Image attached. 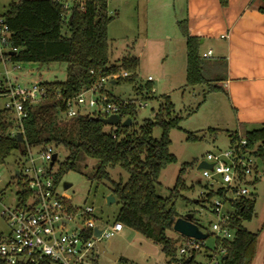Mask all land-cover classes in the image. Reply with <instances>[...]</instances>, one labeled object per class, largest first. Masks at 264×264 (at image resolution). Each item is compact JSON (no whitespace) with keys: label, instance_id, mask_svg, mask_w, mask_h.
Returning a JSON list of instances; mask_svg holds the SVG:
<instances>
[{"label":"trees","instance_id":"1","mask_svg":"<svg viewBox=\"0 0 264 264\" xmlns=\"http://www.w3.org/2000/svg\"><path fill=\"white\" fill-rule=\"evenodd\" d=\"M226 6L228 0H220ZM260 11L264 13V0ZM70 14L59 0H13L4 18L11 33L9 45L17 49L10 53L12 63H65L67 78L64 82L42 83L46 97L42 104L32 108L23 122L24 141L19 142L17 123L4 110L0 113V162H4L14 151L24 154L27 145L32 147L55 144L68 151L67 159L60 165L57 181L69 171L77 169L81 160H97L99 166L94 174L98 182L107 181L110 192L121 208L115 221L126 228L142 234L160 245L168 259H176L177 241L168 237L167 230L173 218L179 217L175 201L180 196L182 168L175 187L167 198L157 194L161 173L177 158L170 151V134L178 129L182 118L175 114L170 98L163 99L152 119H145L135 130L133 120L137 111L133 105L120 113L122 118L132 120L128 127L121 125L105 132L102 118L79 116L65 125H59L57 110H64L63 101L78 95L101 77L116 74L121 70L133 74V81L140 61L135 56H126L119 63L109 59L108 26L112 17L108 14V0H72ZM72 16V18H71ZM187 46V84H208L203 70L204 62L199 54L200 39L189 34L187 21L178 23ZM93 72V73H92ZM214 89V88H213ZM0 85V96L4 94ZM162 131L160 139L153 136L154 128ZM115 136V137H114ZM231 143L244 138L248 146H257L256 154L264 160V127L247 131L242 137L230 135ZM192 137H189L191 140ZM121 167L129 176L126 183L111 179L108 169ZM207 194V199L214 196ZM255 198L245 199L238 204L230 225L236 231L233 241L224 240L226 254L220 264H252L256 256L258 233L250 232L243 222L255 216ZM188 262L193 264L195 255ZM121 261V259H119Z\"/></svg>","mask_w":264,"mask_h":264},{"label":"rangeland","instance_id":"2","mask_svg":"<svg viewBox=\"0 0 264 264\" xmlns=\"http://www.w3.org/2000/svg\"><path fill=\"white\" fill-rule=\"evenodd\" d=\"M13 0H0V15H4ZM70 14L72 0H59ZM183 2L175 0H108V14L113 19L108 26L109 59L111 63H119L126 56H138L140 66L133 81L122 80L115 84L108 83L105 88L108 93L123 101L136 104L137 116L133 120V127L138 130L145 119H152L158 111L163 95H169L175 106V114L182 118L178 129L171 131L170 151L176 156L177 162L169 165L161 173L157 194L167 198L175 187L179 172L186 168L182 176L183 185L179 189L180 196L175 201V208L179 217L193 214V222L200 230L208 235L204 247L195 256V264H215L219 259L223 246V236L212 231V224L217 217L212 212V199H207L210 183L202 176L198 169L200 162L210 152L227 150L230 140L227 133L209 130L213 125L216 114H221L226 99L221 93L207 97V105L197 112L203 104L204 86H186V48L185 39L181 34L177 20H183ZM10 71L8 79L14 85L30 87L35 83L64 82L67 78V64L65 63H28L22 64L20 69L8 65ZM133 76V74L131 75ZM148 77L152 80L149 81ZM7 79L6 67L0 64V82ZM10 101L7 96H0V113L6 109ZM36 107V106H35ZM59 125L69 123L72 118L57 110ZM124 120L117 126L105 125L104 131L109 132L123 125ZM162 131L154 128L153 136L160 139ZM189 137H192L189 140ZM58 154L54 170L67 159L68 151L64 147L52 144ZM22 154L14 151L4 162H0V192L5 193L6 205H14L15 193L18 189L13 182V175L23 166ZM261 177L255 188L256 215L251 221L243 222V226L250 232L258 233L264 228V164L258 160ZM99 162L87 158L81 160L77 169L65 173L59 179V191L70 197L73 206L84 210L87 206L94 208L92 219L99 227L115 221L121 205L116 200L107 203L111 195L110 184L107 181L98 182L94 179ZM108 172L113 181L126 183L129 176L121 167L109 168ZM65 184H71L67 190ZM217 187L212 189L215 191ZM176 217V218H179ZM81 220V218H77ZM69 229H73L71 224ZM8 229L4 218L0 217V233ZM236 231L231 229L227 241H233ZM169 238L177 241L178 247L184 244V237L171 227L167 230ZM104 248L121 261L114 262L99 255L98 264H167L168 259L160 245L146 238L130 228L123 232L102 240ZM217 254L218 257H217ZM214 257V258H213ZM213 258V259H212Z\"/></svg>","mask_w":264,"mask_h":264},{"label":"built area","instance_id":"3","mask_svg":"<svg viewBox=\"0 0 264 264\" xmlns=\"http://www.w3.org/2000/svg\"><path fill=\"white\" fill-rule=\"evenodd\" d=\"M10 36L4 15H0V64L6 67L7 75V79L0 82L6 90L1 96L10 99L5 110L17 123L18 132L15 134L23 135L24 120L32 108L43 103L46 90L42 83L22 87L8 79L10 71L7 66L20 69L22 65L10 60V53L17 52L9 45ZM211 54L209 51L203 57L209 58ZM131 75L129 71L121 70L101 77L78 95L65 99L63 112L72 119L79 116L107 119L119 115V124L123 120L125 122L127 118H122L120 113L128 110L130 105L136 110V104L112 97L105 86ZM148 80L152 78L148 77ZM256 151V146L249 147L247 140L241 138L230 143L227 150L208 153L202 161L212 166V169L200 170L210 183L209 193L215 194L211 202L217 221L212 224V231L221 234L223 240L233 229L230 220L238 204L252 198L253 189L261 177ZM54 154L56 151L52 145L32 147L26 144L23 166L13 175V182L18 187L13 199L15 204L7 206L5 193L0 192V217L8 224V229L0 233V264H98V256L103 255L99 244L104 238L122 233L125 228L119 221L99 227L98 222L92 219L93 207L87 206L82 210L71 204L70 197L59 191L58 171L54 170L57 160L51 165ZM214 186L217 187L215 191L212 189ZM71 224L73 229L68 228ZM203 247L202 240L184 237V244L178 247V255L171 264L192 260L193 254L197 255ZM218 253L220 257L215 264L221 263L225 248L222 247ZM219 254L216 253L217 257Z\"/></svg>","mask_w":264,"mask_h":264},{"label":"crops","instance_id":"4","mask_svg":"<svg viewBox=\"0 0 264 264\" xmlns=\"http://www.w3.org/2000/svg\"><path fill=\"white\" fill-rule=\"evenodd\" d=\"M176 1L184 4L182 21H187L189 34L200 39L199 54L204 62L203 74L209 82L197 85L205 87L203 104L199 105L197 112L207 105V97L212 94L221 93L226 99L222 113L216 114L209 130L227 133L231 143L232 133L237 132L239 137H242L247 131L263 128L264 13L260 11L262 1L228 0L226 6H223L220 0ZM180 21L177 20V24ZM185 48L186 86H189L186 39ZM209 51L212 52L211 56L204 58L203 55ZM141 55L142 53L135 57L140 61ZM166 97L171 100L167 94L163 95L162 101ZM262 162L264 164V160ZM252 197L256 200L254 192ZM258 234L256 256L252 264H264V228Z\"/></svg>","mask_w":264,"mask_h":264},{"label":"water","instance_id":"5","mask_svg":"<svg viewBox=\"0 0 264 264\" xmlns=\"http://www.w3.org/2000/svg\"><path fill=\"white\" fill-rule=\"evenodd\" d=\"M72 18V16H71ZM102 123H104L105 125H111V126H117L120 123V117L119 115H112L107 119H101ZM132 124V120L131 119H127L124 123L123 126H130ZM18 141L19 142H23L24 141V137L21 133H19L17 135ZM57 160V154H54L52 157V164L53 165ZM198 169H212V166L202 162L200 166H198ZM18 174V172H17ZM71 187V184H65L64 189L67 190ZM116 201V198L111 194L107 197V203L110 205L112 203H114ZM194 216L193 214H188L184 217H179V218H173L169 224V227L173 228L174 231L176 233H178L179 235L183 236V237H187V238H195L198 240H202L204 241L205 239L208 238V235L203 233L199 226L196 225L193 222ZM96 234L98 235V231H96ZM99 248H100V252L103 254V256L109 258L110 260L117 262L118 261V257L114 256L112 254H110L109 252H107V250L104 248V246L102 244H99ZM190 260H188L189 262Z\"/></svg>","mask_w":264,"mask_h":264}]
</instances>
